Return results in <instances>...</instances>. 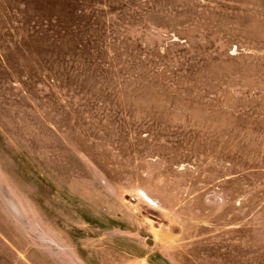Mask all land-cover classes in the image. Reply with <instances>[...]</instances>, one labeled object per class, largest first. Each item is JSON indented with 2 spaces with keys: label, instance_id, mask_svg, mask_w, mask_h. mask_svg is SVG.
Returning <instances> with one entry per match:
<instances>
[{
  "label": "rangeland",
  "instance_id": "obj_1",
  "mask_svg": "<svg viewBox=\"0 0 264 264\" xmlns=\"http://www.w3.org/2000/svg\"><path fill=\"white\" fill-rule=\"evenodd\" d=\"M0 264H264V0H0Z\"/></svg>",
  "mask_w": 264,
  "mask_h": 264
},
{
  "label": "water",
  "instance_id": "obj_2",
  "mask_svg": "<svg viewBox=\"0 0 264 264\" xmlns=\"http://www.w3.org/2000/svg\"><path fill=\"white\" fill-rule=\"evenodd\" d=\"M146 244H148V245H151V244H153V242H152V240H150V239H146Z\"/></svg>",
  "mask_w": 264,
  "mask_h": 264
}]
</instances>
